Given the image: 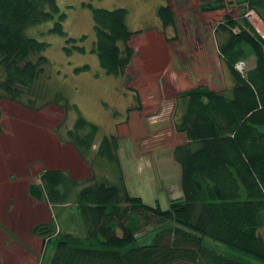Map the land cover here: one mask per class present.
<instances>
[{
    "label": "trees",
    "instance_id": "obj_1",
    "mask_svg": "<svg viewBox=\"0 0 264 264\" xmlns=\"http://www.w3.org/2000/svg\"><path fill=\"white\" fill-rule=\"evenodd\" d=\"M247 3L259 12L264 6V0ZM224 4L206 1L201 8L216 10ZM91 14L95 34L91 52L106 74L128 83L126 69L134 56L129 41L141 30L128 28L124 7H91ZM156 15L164 28L175 26L168 5H160ZM65 18L56 0H0V100L39 109L35 98H46L33 86L48 64L43 53L49 44L28 35L29 27L51 21L47 32L64 38L67 54L85 53L81 44L85 36H69L63 27ZM242 21L239 26L237 19L224 16L215 29L223 33L217 49L233 79L230 94L196 85L175 97L174 108L180 111L173 129L183 141L173 147L172 157L180 167L181 196L167 208L129 194L117 153L118 138L112 134L100 138L94 154L114 164L116 182L92 176L80 185L66 170L46 168L39 174V184L29 183V194L52 207L67 204L75 193L85 227L83 237L58 233L47 264H257L218 251L204 242L205 237L264 262V39ZM250 56L254 65L239 71L236 65ZM86 69L83 65L75 71ZM56 94L42 106L61 103L65 116L76 112L63 137L84 158L99 128L75 104ZM1 114L0 110V118ZM149 223H154L155 233L149 242L136 244L137 235ZM51 229L39 224L33 232L46 235Z\"/></svg>",
    "mask_w": 264,
    "mask_h": 264
},
{
    "label": "rangeland",
    "instance_id": "obj_2",
    "mask_svg": "<svg viewBox=\"0 0 264 264\" xmlns=\"http://www.w3.org/2000/svg\"><path fill=\"white\" fill-rule=\"evenodd\" d=\"M206 1L214 0H56L66 13L63 27L67 34L77 39L85 36L81 41L85 53L67 54L63 49L64 38L47 32L51 21L26 30L28 35L49 44L43 53L48 64L33 86L34 91H43L46 98H35L34 104L39 109L7 98L0 100L2 264H47L58 233L63 229L79 237L85 235L75 193L64 208L60 205L40 209L26 198L21 176L29 172V183L39 184L38 177L44 169L58 168L66 170L80 185L92 176L110 182L118 180L114 164L95 156V145L83 158L65 142L63 136L72 126L76 112L72 110L65 116L61 103L42 106L56 97V92L98 126L96 137L112 134L118 138L117 153L130 195L141 197L151 206L158 202L164 209L171 200L180 197V167L172 157V150L183 141V136L173 129L180 111V108H174L175 97L179 91L196 85L230 94L233 79L217 49L223 33L215 30L224 16L237 19L239 26L245 19L264 39V6H260L259 12L250 8L247 0H223L225 4L220 9L201 8ZM160 5H168L173 11L175 26H162L156 15ZM91 7H124L128 11V28L141 30L129 41L134 56L126 69L131 78L128 83L123 77L106 74L97 55L91 52L95 41ZM244 61L239 71L252 67L255 58L250 56ZM83 65L88 69L75 71ZM27 98L22 100L26 102ZM33 98L31 95L30 99ZM10 168L15 170L17 178L10 176ZM10 197L12 209L7 208ZM39 224L51 225L53 229L46 235L33 232ZM153 226L154 223H149L142 229L136 244L150 241L155 233ZM29 234L36 238L34 245ZM204 242L229 256L264 264L224 243L207 237Z\"/></svg>",
    "mask_w": 264,
    "mask_h": 264
},
{
    "label": "crops",
    "instance_id": "obj_3",
    "mask_svg": "<svg viewBox=\"0 0 264 264\" xmlns=\"http://www.w3.org/2000/svg\"><path fill=\"white\" fill-rule=\"evenodd\" d=\"M137 96V95H136ZM102 137V136H101ZM101 137H96V139H95V143L93 144V146L95 145V149H96V146H97V144H98V142H99V140H100V138ZM73 148V147H72ZM74 149V148H73ZM75 150V149H74ZM76 151V150H75ZM118 151V150H117ZM56 169H58V168H56ZM8 172L10 173V176L12 175L14 178H17V174L15 173V170L13 169V168H10V170H8ZM28 174H29V172H28ZM28 174H26V176H21L22 178H23V186H24V194H25V196H27L26 198L27 199H29L30 200V202L31 203H34L36 206H39V207H41L40 209H50V207H51V205L50 204H48L45 200H43V201H40V200H37V199H35V198H33L30 194H29V192H28V185H29V181H28ZM179 180H180V175H179ZM125 186H126V184H125ZM126 189H127V187H126ZM128 191V190H127ZM179 196H181V194L179 195ZM11 200H12V198L10 197V200L8 201V203H7V208H11L12 209V203H11ZM10 204V205H9ZM50 205V206H49ZM64 206L65 205H63V206H61V208H64ZM57 217L55 216V219H56ZM59 230H60V228H59ZM63 231L65 232H70V231H68V230H64L63 229ZM31 236L32 235H30L29 234V237H30V242L34 245L35 244V240H36V238H31ZM7 238H9V237H7ZM14 242V241H13ZM15 244L17 245V246H19L20 244H18V243H16L15 242ZM42 249H43V246H42V248H40V250L42 251ZM22 251H24V252H28V249H23Z\"/></svg>",
    "mask_w": 264,
    "mask_h": 264
},
{
    "label": "built area",
    "instance_id": "obj_4",
    "mask_svg": "<svg viewBox=\"0 0 264 264\" xmlns=\"http://www.w3.org/2000/svg\"><path fill=\"white\" fill-rule=\"evenodd\" d=\"M244 63L243 62H239L237 65H236V68L240 70L241 67H243Z\"/></svg>",
    "mask_w": 264,
    "mask_h": 264
}]
</instances>
